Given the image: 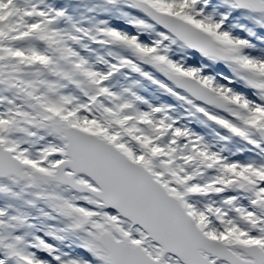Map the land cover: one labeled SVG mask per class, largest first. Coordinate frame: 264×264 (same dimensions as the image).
Wrapping results in <instances>:
<instances>
[{"label":"snow or ice","instance_id":"snow-or-ice-1","mask_svg":"<svg viewBox=\"0 0 264 264\" xmlns=\"http://www.w3.org/2000/svg\"><path fill=\"white\" fill-rule=\"evenodd\" d=\"M0 264H264V0H0Z\"/></svg>","mask_w":264,"mask_h":264}]
</instances>
